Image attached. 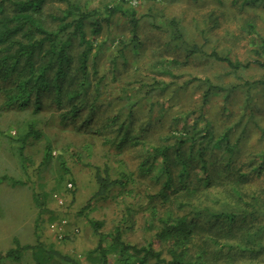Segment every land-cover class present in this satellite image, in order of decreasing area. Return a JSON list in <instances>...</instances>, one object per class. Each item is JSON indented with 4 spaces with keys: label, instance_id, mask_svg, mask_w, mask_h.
Wrapping results in <instances>:
<instances>
[{
    "label": "trees",
    "instance_id": "16d2710c",
    "mask_svg": "<svg viewBox=\"0 0 264 264\" xmlns=\"http://www.w3.org/2000/svg\"><path fill=\"white\" fill-rule=\"evenodd\" d=\"M115 19L126 23L116 37L105 34ZM140 21L125 0H0V110L30 114L25 140L44 135L36 127L47 113L119 164L95 168L93 199L119 201L123 216L107 234L89 220L98 238L90 264H264V74L241 78L249 62L205 52L175 18L151 23L164 34L157 49ZM254 54L264 56L263 40ZM206 58L240 80L181 81ZM59 169L57 188L68 173ZM138 215L142 244L125 238ZM35 235L23 248L34 264H79Z\"/></svg>",
    "mask_w": 264,
    "mask_h": 264
},
{
    "label": "rangeland",
    "instance_id": "374dc122",
    "mask_svg": "<svg viewBox=\"0 0 264 264\" xmlns=\"http://www.w3.org/2000/svg\"><path fill=\"white\" fill-rule=\"evenodd\" d=\"M81 1L88 2L90 8H102L105 1L121 2ZM125 4L134 9L141 20L140 35L144 43L157 44L158 49L161 46L159 38L164 34L151 23L157 24L160 20L162 25L163 21L175 18L185 29L186 37L196 41L205 52L215 51L242 64L249 62V69L238 72L241 78L258 79L264 74L263 68L252 63L254 58L264 62V56L258 58L254 54L260 39L264 41V0H125ZM208 22L215 26L212 30L207 27ZM248 23L254 25V32L248 33ZM125 25V22L115 19L110 32L106 30L105 34H115L114 37L122 35ZM164 42L165 39L161 41ZM183 69L181 81L205 77L223 83L237 81L236 78L240 80L238 74L236 77L233 75L235 78L227 75L224 65L207 58L190 62ZM39 119L41 123L36 129L44 135L25 140L23 137L32 120L30 114L0 110V255L12 252L14 257H18L0 259V264H34L32 251L23 248L36 242L32 220L38 212L42 213L38 224L42 241L47 245L53 244L58 252L77 260L79 264H90L85 257L96 247L98 238L93 234L89 220L101 221V232L107 234L123 216L119 201L93 199L97 190L95 168L103 171L108 165L115 172L119 164L113 157L109 159L107 148L99 141H87V136L60 126L47 113L40 115ZM46 120L49 124L44 123ZM47 141L52 142L54 156L48 162L44 159ZM126 160L132 164L128 158ZM61 162L68 173L57 188ZM67 183L72 184L69 191L65 189ZM56 192L64 195L63 207L52 201ZM51 218L53 222L60 219L69 222L66 230L68 240L57 242L47 234ZM135 220L136 224L126 232L125 238L131 243L142 244L143 217L138 215ZM74 229L78 232L72 233Z\"/></svg>",
    "mask_w": 264,
    "mask_h": 264
},
{
    "label": "built area",
    "instance_id": "2783aa9c",
    "mask_svg": "<svg viewBox=\"0 0 264 264\" xmlns=\"http://www.w3.org/2000/svg\"><path fill=\"white\" fill-rule=\"evenodd\" d=\"M65 189L67 191L72 189V184L67 183L65 185ZM52 201L58 206L63 207L65 205V199L64 195L56 192L52 195ZM68 221L66 219H60L55 222L50 223L47 226L46 232L50 237H53V239L57 242H61L64 237L67 235V227H68ZM78 230L74 229L72 233H77Z\"/></svg>",
    "mask_w": 264,
    "mask_h": 264
},
{
    "label": "crops",
    "instance_id": "0c3cea01",
    "mask_svg": "<svg viewBox=\"0 0 264 264\" xmlns=\"http://www.w3.org/2000/svg\"><path fill=\"white\" fill-rule=\"evenodd\" d=\"M41 212H40V214H39V212H38V214L34 217V219L32 220V225H33V231L36 233V228L38 229V224H39V222L41 221L40 219H39V217L41 216Z\"/></svg>",
    "mask_w": 264,
    "mask_h": 264
}]
</instances>
